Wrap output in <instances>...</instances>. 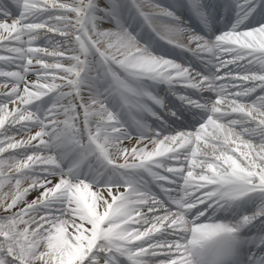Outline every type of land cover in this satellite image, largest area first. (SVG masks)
<instances>
[{"label":"snow or ice","instance_id":"1","mask_svg":"<svg viewBox=\"0 0 264 264\" xmlns=\"http://www.w3.org/2000/svg\"><path fill=\"white\" fill-rule=\"evenodd\" d=\"M0 264H264V0H0Z\"/></svg>","mask_w":264,"mask_h":264}]
</instances>
